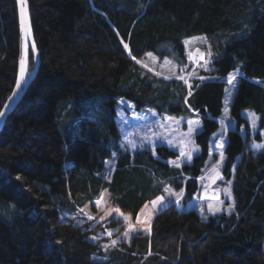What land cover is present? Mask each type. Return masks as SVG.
<instances>
[{"label":"trees","instance_id":"16d2710c","mask_svg":"<svg viewBox=\"0 0 264 264\" xmlns=\"http://www.w3.org/2000/svg\"><path fill=\"white\" fill-rule=\"evenodd\" d=\"M28 2L39 65L0 131V264H264V151L250 146L243 115L253 111L264 130V0ZM199 35L208 41L211 70L191 85L140 62L151 53L180 69L191 66L184 40ZM19 55L18 2L0 0V112ZM239 61L242 76L230 107L236 126L228 131L222 171L232 180L235 210L203 220L196 209L171 203L148 232L104 250L91 239L101 225L76 222L104 190L109 204L134 216L166 187L184 191L185 204L201 191L225 104L224 77ZM34 64L31 49L30 72ZM120 99L137 111L199 114L200 152L176 167L168 159L178 152L165 144L155 148L157 157L150 149L126 150L115 120ZM117 223L123 226L118 218L107 225Z\"/></svg>","mask_w":264,"mask_h":264},{"label":"rangeland","instance_id":"374dc122","mask_svg":"<svg viewBox=\"0 0 264 264\" xmlns=\"http://www.w3.org/2000/svg\"><path fill=\"white\" fill-rule=\"evenodd\" d=\"M184 44L188 59L190 63H193L191 66L189 64V69V66L180 69L173 60L166 57L158 58L151 53L143 56L140 62L154 73H159L160 76L166 78L180 79V77H183V79L186 80L188 79L186 75L190 73L189 81H186V83L191 85L193 78L198 77L200 71L211 70V58L208 54L206 57L207 52L205 51L209 44L207 39L202 35L186 38ZM33 53L35 62L36 56L35 52ZM30 74L31 72L28 70L27 76ZM233 76H235V79H232ZM241 76L242 63L239 61L237 67L229 75L224 77L227 82L225 104L223 113L219 119L220 127L211 139L210 154L204 168V174L199 178L201 191L197 193L189 203L185 204L183 202L184 191H176L171 187H166L165 195H159L164 197V202L161 206L153 208L151 205H148L147 209L143 207L141 211L134 216V214L129 211H124L109 204L110 193L109 190L106 189L103 191L100 198L95 200L92 204L81 208V213L76 216L77 223H85L90 221L89 217H94L90 222V227H93L97 223L101 225V229L91 235V239L95 237V240H99L101 247L102 245H107V249L102 247L104 250L112 249L122 242H130L137 232H148L153 217L171 203H175L176 206L182 210L190 208L196 209L201 213L203 220L206 219L207 213L212 215L220 213L229 214V206L234 205V199L232 192L231 198L225 195L224 192L225 188H230L231 190L232 184V180H226L222 173L225 164L224 146L228 140L227 136L229 129L236 126L230 114V107ZM229 80H231V83L228 82ZM121 101H123V103H121ZM116 112L115 120L121 133L122 146L132 153L141 149H150L152 154L157 157L155 148L158 145L165 144L178 152L177 157L168 159V163L171 166L177 167V165L182 166L185 163H189L194 155L201 150L195 142L196 135L203 127L202 118L199 114H161L154 108H146L137 111L135 103L127 99L119 100L116 106ZM243 115L251 126L252 136L250 146L256 153L264 151V130L259 129L258 115L248 109L243 111ZM258 133L261 135L260 139L255 138ZM181 153H183V155ZM107 166L108 174L110 175L115 167V159L113 158L110 160ZM177 194H179V198ZM157 197L155 199H157ZM221 201H223V204H221ZM217 207L221 208V211L213 214ZM234 210L235 206L231 208V213ZM149 212L152 214L149 215ZM138 215L139 220H137ZM110 218L120 219L123 226L121 227L119 223L107 225ZM108 233H111V235ZM113 240L116 241L115 245L112 244ZM106 257V255H103L100 258L105 259Z\"/></svg>","mask_w":264,"mask_h":264},{"label":"water","instance_id":"95a60500","mask_svg":"<svg viewBox=\"0 0 264 264\" xmlns=\"http://www.w3.org/2000/svg\"><path fill=\"white\" fill-rule=\"evenodd\" d=\"M17 2H18L19 15H20V55H19L18 74H17L16 80L19 78L20 60L22 58H26L27 69H28L29 54L26 50L27 48L25 49V44L27 45V41H29V40L31 42V48H32L33 52H35L36 61H35V68H34L33 72L29 76H26L27 83L22 85V90L16 89L15 85H14L13 90H12L9 97H13L14 91L17 92V95L15 97H13L11 100H9V97H8L7 101L5 102L3 109L1 111L4 113V115L2 117H0V131L2 130L8 116L15 110V108L19 104L23 94L25 93V91L28 88L30 82L32 81L34 75L36 74V71H37V68L39 65V55H38L37 46H36L34 36H33V29H32L31 18H30L29 2H28V0H24V5H23V7H24V25H23V27L25 29H30V31L27 32L26 39H25L26 33L24 31H22V25H21V4L19 3V0H17ZM33 43L35 45L34 48H33ZM15 84H16V81H15ZM5 105H8V107H5Z\"/></svg>","mask_w":264,"mask_h":264},{"label":"snow or ice","instance_id":"6c2138e0","mask_svg":"<svg viewBox=\"0 0 264 264\" xmlns=\"http://www.w3.org/2000/svg\"><path fill=\"white\" fill-rule=\"evenodd\" d=\"M19 3L21 4V25H22V31H24L26 33V35H25V39H26L27 32L30 31V29H25L23 27V25H24V7H23L24 0H19ZM26 47H27V45L25 44V49H26ZM34 47H35V45L33 43V48ZM124 47L127 48L128 45L125 44ZM208 55L211 56V52L210 51H209ZM132 58L135 59V57H132ZM201 58H203V57H201ZM137 62L139 63V61H137ZM145 67H146V65H145ZM27 74H28V69H27L26 58H22L20 60L19 78L16 80V84H15V88L16 89L22 90V85L27 83V79H26ZM157 75H159V73H157ZM180 79H183V77H180ZM201 79H203V77ZM232 79H235V76H233ZM228 82L231 83V80H229ZM16 95H17V92L14 91L13 92V97H15ZM13 97H9V100H11ZM121 103H123V101H121ZM5 107H8V105H5ZM3 115H4V113L0 112V117H2ZM190 131H191V129H190ZM221 147H222V145H221ZM257 147H259V146H257ZM181 154L183 155V153H181ZM177 167H179V165H177ZM224 192H225V195H227L229 198H231V190H230V188H225ZM177 197L179 198V194H177ZM178 198H177V203H178ZM163 202H164V197L163 196H159V197H157V199L152 200L149 203L152 205L153 208H156L158 206H161L163 204ZM221 204H223V201H221ZM144 207H145V209H147L148 208V204L146 203L144 205ZM233 207H234V205H230L229 206V209H230L229 214H231V208H233ZM219 211H221V208L217 207L213 214H215V212H219ZM151 214L152 213L149 212V215H151ZM89 219H94V217H89ZM137 220H139V215L137 216ZM108 234L111 235V233H108ZM93 239L95 240L96 238L94 237ZM112 244L115 245L116 241L113 240ZM102 247L107 249L108 246L107 245H102Z\"/></svg>","mask_w":264,"mask_h":264},{"label":"bare ground","instance_id":"6f19581e","mask_svg":"<svg viewBox=\"0 0 264 264\" xmlns=\"http://www.w3.org/2000/svg\"><path fill=\"white\" fill-rule=\"evenodd\" d=\"M30 47H31V42H30V40L29 41H27V52H28V54H29V52H30Z\"/></svg>","mask_w":264,"mask_h":264},{"label":"clouds","instance_id":"9594fccd","mask_svg":"<svg viewBox=\"0 0 264 264\" xmlns=\"http://www.w3.org/2000/svg\"><path fill=\"white\" fill-rule=\"evenodd\" d=\"M31 49H32V48H30V50H31ZM28 61H29V60H28ZM33 70H34V69H33ZM32 72H33V71H32ZM32 72H31V73H32ZM28 76H29V75H28Z\"/></svg>","mask_w":264,"mask_h":264}]
</instances>
